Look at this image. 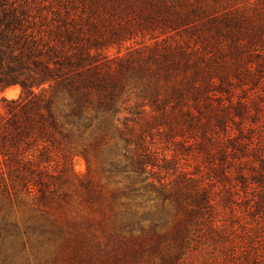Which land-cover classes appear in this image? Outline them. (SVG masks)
<instances>
[{
  "label": "trees",
  "instance_id": "trees-1",
  "mask_svg": "<svg viewBox=\"0 0 264 264\" xmlns=\"http://www.w3.org/2000/svg\"><path fill=\"white\" fill-rule=\"evenodd\" d=\"M249 1L0 0V93L19 88L0 100V264L64 237L49 216L76 220L64 186L74 180L108 220L106 242L151 201L176 202L192 217L188 232L201 225L195 217L213 227L212 196L264 188L262 105L235 94L264 79V3ZM75 140L87 169L92 155L106 178L127 174L142 186L106 196L82 182ZM21 195L17 220L11 206ZM86 236L99 254L110 250L103 264L116 261L115 246Z\"/></svg>",
  "mask_w": 264,
  "mask_h": 264
},
{
  "label": "rangeland",
  "instance_id": "rangeland-1",
  "mask_svg": "<svg viewBox=\"0 0 264 264\" xmlns=\"http://www.w3.org/2000/svg\"><path fill=\"white\" fill-rule=\"evenodd\" d=\"M237 1L242 3V0ZM249 2L257 8L264 3L261 0ZM109 54H115V49L110 50ZM235 91L236 96L246 95L251 99L258 96L259 105H262L261 113H264V79L245 94L240 93L238 88ZM18 94L19 88L13 87L0 93V100L2 97L16 98ZM113 124L117 126L116 121ZM81 142L83 140H75L73 144L78 147L72 152V167L82 182H89L106 193V196H124L122 191L125 189L127 192L125 187L132 182H135V188L142 186L135 178H128L130 176L127 174L106 178L102 172V159L92 155L87 169L83 156L77 152L81 148ZM64 186L70 191L72 202L78 207V217L72 220V216L63 211L51 212L49 220L53 224L52 228L56 231L62 230L64 237H56L46 246L30 243L24 249H16L17 264H88V258L92 256L95 264H103V257L110 250L105 247L107 251L99 254L100 245L83 243V233L87 234L86 238L89 233H94L97 240L104 245L106 240L103 235L106 232H102L108 229V220L102 213L91 210L83 203V199L79 197L82 195L75 192L82 189L77 180ZM254 187L255 191L251 196H212L216 207L210 215H206V221L213 219L211 229L208 222L195 217L198 224L201 222L200 227L193 226L187 232L184 225L191 224L192 217L181 212L176 202L160 200L146 203L144 208L136 210V216L131 217L129 227L117 234L119 239L105 243L115 246L118 252L116 261L112 259L109 263L264 264V196H256L258 193L263 194L264 188L257 185ZM21 196L22 200L11 206L12 216L17 220L22 218L26 208L27 198ZM141 200L144 202L146 198H140L137 202ZM156 206L159 208L156 209ZM83 217L90 222L83 220Z\"/></svg>",
  "mask_w": 264,
  "mask_h": 264
}]
</instances>
